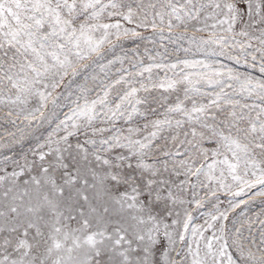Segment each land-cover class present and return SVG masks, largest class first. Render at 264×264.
Here are the masks:
<instances>
[{
  "label": "snow or ice",
  "instance_id": "6c2138e0",
  "mask_svg": "<svg viewBox=\"0 0 264 264\" xmlns=\"http://www.w3.org/2000/svg\"><path fill=\"white\" fill-rule=\"evenodd\" d=\"M0 264H264V0H0Z\"/></svg>",
  "mask_w": 264,
  "mask_h": 264
}]
</instances>
